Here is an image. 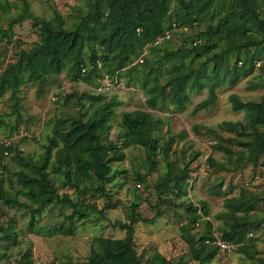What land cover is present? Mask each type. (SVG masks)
<instances>
[{"label": "trees", "instance_id": "1", "mask_svg": "<svg viewBox=\"0 0 264 264\" xmlns=\"http://www.w3.org/2000/svg\"><path fill=\"white\" fill-rule=\"evenodd\" d=\"M250 1L177 0V10L171 15L167 0H88L87 10L75 25L67 27L58 12H54L53 20H46L35 16L28 0H21L20 13L8 22L6 30L0 28V42L10 41L12 27L25 20L32 22L38 41L30 49L19 50L17 60L0 69V98L10 91L17 114V91L20 87L27 83L43 87L60 77L66 69L71 80L91 88L77 100L79 103L86 100L89 110L56 120L40 160L36 163L27 161L28 172L16 174V184L21 187V193L35 207L32 216L50 205L67 206L72 212L55 232L72 236L74 217L84 218L80 208L82 201L73 202L67 194H58L59 185L74 191L87 189L86 185H89L90 191L110 197L105 184L111 183L113 164L122 162L125 159L123 150L133 146L146 151L147 164L152 170L156 171V157L160 156L165 164V172L158 174L154 183L158 197L172 194L176 199L187 198L191 172L186 165L179 170L170 160L172 144L177 138L184 139L186 132L164 141L160 138L162 122L159 118L148 111L124 112L115 139L109 140L111 122L122 102L116 96L106 100L104 94L97 93L95 89L105 77L114 85L118 84L123 70L133 60L143 57L140 64L146 65V72L135 73L124 85H139L149 109H155L165 99L177 113L183 112L185 104L190 101V93L203 89L207 90L208 97L195 105L192 113L208 109L215 103L219 88L225 84L234 86L250 76L255 64L264 57V0H255V7ZM215 14H218L216 22L213 21ZM205 21L208 22L202 30ZM174 28L198 32L194 33L195 38L191 42L182 33L179 36L182 44L176 50L160 48L170 44L172 37L157 47L152 46L159 36L166 31L172 32ZM200 41L204 42L202 46ZM147 52L155 58L146 60L144 53ZM261 69L264 73V64ZM262 78L264 83V74ZM73 97L68 95L66 99ZM229 103L235 112H245L246 123L224 121L217 125L221 132L235 134L232 141L240 148L230 155L228 161L234 160V169L244 164L255 169L260 157L264 156V96L258 102H243L232 94ZM200 128L194 126L193 129L199 133ZM208 132L217 135L215 130ZM217 140L214 149L225 151V139L220 137ZM15 148L13 144H0V200L13 207H22L17 196L7 191L4 186L6 179L1 174L6 170L5 157ZM197 155H191V159H196ZM15 157L24 163L22 157ZM207 163L217 171L225 170L224 165H218L210 157ZM213 191L214 188L211 193ZM261 201L264 204V197L240 189L236 197L224 199L225 210L215 217L221 222L216 228L207 220L209 211L205 203L197 207L188 203L186 212L189 218L180 227V233L191 259L199 264L211 262L218 251H222L217 244L220 241L232 244L233 251L236 249L253 260L258 252L254 244L247 243L248 233L253 227L248 217ZM137 208V204L132 203L126 214L128 222L117 224L125 232L124 237L95 238L92 241L94 254L83 264H173L156 250L145 260L137 255L134 226L151 221L143 218ZM160 216L157 213L155 217ZM65 222H69L68 226ZM197 222L203 224L204 230L193 235L190 227ZM259 261L264 264L261 259ZM18 263L35 264L30 259L29 250ZM179 264H182L181 260Z\"/></svg>", "mask_w": 264, "mask_h": 264}, {"label": "rangeland", "instance_id": "2", "mask_svg": "<svg viewBox=\"0 0 264 264\" xmlns=\"http://www.w3.org/2000/svg\"><path fill=\"white\" fill-rule=\"evenodd\" d=\"M35 16L53 20L54 12H58L65 20L67 27L75 25L87 10L88 0H28ZM169 13L177 10V0H167ZM21 0H0V28L6 30L8 22L20 13ZM255 7L257 2L251 0ZM214 16V22L217 16ZM205 21L201 29L206 28ZM198 32V30L196 31ZM194 32V33H196ZM172 41L160 47L162 50H176L182 44L180 35L185 33L191 42L194 33L186 29L174 28ZM193 33V34H192ZM10 41L0 42V69L17 60V53L22 49H30L38 41L37 31L30 20L14 25L9 33ZM200 41V45H203ZM193 46V45H192ZM86 54V53H85ZM209 57L208 55H205ZM146 60H152L154 55L147 52ZM140 59V58H139ZM143 59V57L141 58ZM264 57L258 61L250 76L241 79L234 86L225 84L216 91L215 103L206 110L193 114L195 105L208 97L206 89L190 93V101L185 104L183 112L177 113L174 108L162 101L155 109L145 105V96L139 85H124L129 77L135 73L146 72V65L138 63V59L123 70V76L113 89L104 94L108 100L116 96L122 105L116 109V115L111 122L112 130L109 140H114L119 131L121 116L124 112L148 111L162 122L160 138L168 141L181 132L187 136L177 138L171 146L170 160L175 162L178 169L187 166L190 175L188 197L176 199L172 194L158 197L154 190V183L158 174L165 172V164L161 157H156V171L147 164V154L138 146L123 150L125 159L113 164L111 183L105 184V190L110 197L87 189L74 191L60 186L58 194H67L73 202L81 200V211L84 218L74 217L72 236L57 234L58 226L70 216L72 209L67 206L50 205L33 215L35 210L21 193V187L16 184L17 172H28L27 161L36 163L44 153L43 146L47 137L53 133L54 122L60 118L77 116L89 110L86 100L77 101L81 94L91 88L81 82H74L64 70L60 77L50 80L47 85L39 87L37 83H27L17 91L18 113L14 112V101L10 99L11 92L7 91L0 98V140L11 141L15 151L4 159L6 170L1 174L5 178L4 186L10 195L17 196L22 207H13L0 200V264H19L21 256L29 250L30 259L35 264H83L94 254L92 241L95 238L121 239L125 232L117 224L127 223L126 214L131 204H137L136 211L150 222H140L134 226V246L137 255L143 260L148 258L154 250L161 253L173 264H199L191 259L189 248L183 241L180 227L184 225L189 214L186 212L188 203L199 206L205 203L208 207L209 220L213 228L221 224L215 217L223 212L224 199L236 197L240 189H245L258 197H264V156H261L255 169L249 164L234 169V160L228 161L230 155L240 148L233 143V133L218 130L221 122L246 123L243 111L235 112L229 103V97L234 94L243 102H258L264 96V74L261 66ZM166 65V64H165ZM164 65V66H165ZM157 67H155L156 69ZM258 77V78H257ZM261 77V79H260ZM140 84V83H139ZM73 98L66 99V96ZM88 114V113H86ZM19 116V118H18ZM194 126L201 127L198 132ZM14 129V130H11ZM208 130L216 132L211 134ZM24 137V138H23ZM224 138L225 151H218L214 146L218 138ZM220 143V141H219ZM198 154L196 159L191 155ZM16 155L23 158L24 163L15 159ZM212 158L218 165H224L225 170L217 171L207 163ZM234 157V156H233ZM53 160V158H52ZM50 169V168H49ZM151 170V172L149 171ZM137 174L141 177L138 179ZM56 181V177L51 175ZM222 182V185H218ZM56 184H59L56 181ZM214 188V193H211ZM160 217H155L156 214ZM248 220L252 222L248 233V244H254L258 254L253 260L236 251L225 253L218 251L217 256L207 264H261L264 262V204L261 201L258 208L252 212ZM68 226L69 222H65ZM202 223L190 227V232L196 235L202 232ZM6 235H10L9 239ZM217 236V235H216ZM184 262V263H183Z\"/></svg>", "mask_w": 264, "mask_h": 264}, {"label": "built area", "instance_id": "3", "mask_svg": "<svg viewBox=\"0 0 264 264\" xmlns=\"http://www.w3.org/2000/svg\"><path fill=\"white\" fill-rule=\"evenodd\" d=\"M172 37V33L171 31H166L164 32L163 35L159 36L155 41H153L152 46L153 47H157L159 46L161 43H163L164 41H168L170 40ZM146 52V51H145ZM145 54V53H144ZM143 60L140 58L138 60V63H142ZM114 87V84L111 82V80L107 77L103 78L100 82V86L97 87L95 90L97 93H103L106 94L108 91L112 90ZM0 144L4 145V146H9L11 144V141L8 140H0ZM219 248L226 252V253H231L233 251V245L230 243H225V242H218L217 243Z\"/></svg>", "mask_w": 264, "mask_h": 264}]
</instances>
